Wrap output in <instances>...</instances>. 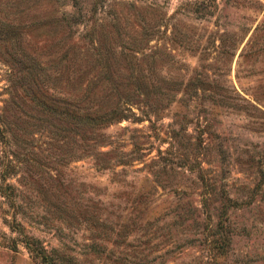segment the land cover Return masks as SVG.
<instances>
[{"label":"rangeland","instance_id":"1","mask_svg":"<svg viewBox=\"0 0 264 264\" xmlns=\"http://www.w3.org/2000/svg\"><path fill=\"white\" fill-rule=\"evenodd\" d=\"M0 14L24 37L0 42V264H264V0H0ZM100 59L132 113L100 128L95 164L56 141L39 77L47 100L67 96L54 67L90 75ZM221 188L236 202L216 224ZM138 193L147 224L120 237Z\"/></svg>","mask_w":264,"mask_h":264},{"label":"trees","instance_id":"2","mask_svg":"<svg viewBox=\"0 0 264 264\" xmlns=\"http://www.w3.org/2000/svg\"><path fill=\"white\" fill-rule=\"evenodd\" d=\"M18 21L19 20L14 21L6 15L0 14V42L8 44L10 47H21V37L23 39L24 37L22 32L18 29ZM61 57L62 54L59 56L58 62ZM68 63H63V66L60 65V67H54L53 70L56 72L58 71V76H55L54 80L62 75L66 76V81L75 91L72 89L70 93L67 91V96L59 94L52 95L53 98L49 96L51 98L47 100V94L45 93L48 92L49 85L45 81L46 77H39V83L43 86L45 92L42 91L38 103L39 106H41V110H44L47 114L49 112V114L53 115L56 119L55 127L58 129L57 137L55 138L56 141L58 143H63L64 137L67 133L71 143L68 152L72 159L82 156H90L92 160L96 162L95 164H97V160L101 155L106 153V150L100 148L102 142H104L102 140L103 133L100 128L107 123L117 121L120 118L127 116L128 113H132L130 106H120L122 102H127L129 99L127 95H119L116 99L110 98L112 93L109 90L113 88L112 83L117 82L116 78H113V73L117 74V70L115 69V66H112L109 62L100 59V61L96 63L95 70L90 75H88V68L84 63L81 64L78 61H75V63ZM64 69H66L65 72ZM42 73L46 74L45 71H42ZM140 83L145 86L143 82L140 81ZM140 83L136 84L134 90L138 89L139 94L143 92L146 93L147 87L141 86ZM190 83V81H186L183 84L184 89L189 87ZM101 84L102 86H105L106 90L104 92L102 91ZM94 85L99 86V91L97 93L93 90ZM198 86L203 88L201 85ZM236 105L239 104L235 103L234 106ZM44 118L45 117L42 116V119ZM61 131L63 133H61ZM191 167V165H187L188 169ZM201 169V167L198 168V170ZM197 176L202 178L199 173ZM59 181H61V179H59ZM156 185L157 183L153 181V186L156 187ZM62 192L67 193L66 189H62ZM59 194L62 195L60 192ZM140 194L142 193H138L137 199L133 198L130 204L126 207L124 206L123 211L119 214L122 218L117 225V231L115 230L114 233L120 237H129L133 235L135 231H138L141 226H146L147 224V205H145V201H142L139 198ZM208 199V195H202L200 198L201 206H203ZM142 202H144L143 205L141 204ZM217 202L218 211L216 217L218 219L216 220V224L221 222L220 218L222 214H224L226 209L236 201L235 199L230 198L226 190L221 188L218 190ZM55 206L59 213L66 211L64 196L62 198L60 197L59 202H57ZM92 217L93 215L90 216V218ZM222 220L224 219L222 218ZM20 226L21 229L16 227V231L21 234V237H29L31 239L34 237L32 234L24 231L22 225ZM223 241L227 242L228 239L227 241L223 239L222 241H218V246H220ZM24 246L30 253L33 252L40 261L44 263L47 262L49 255H46V250L43 246L37 248L36 246H33L30 241H25ZM220 249V253H222V245L220 246Z\"/></svg>","mask_w":264,"mask_h":264}]
</instances>
